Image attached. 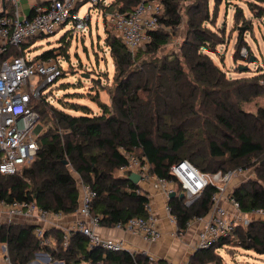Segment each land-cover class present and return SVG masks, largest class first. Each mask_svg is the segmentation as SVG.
I'll return each instance as SVG.
<instances>
[{
	"label": "trees",
	"instance_id": "1",
	"mask_svg": "<svg viewBox=\"0 0 264 264\" xmlns=\"http://www.w3.org/2000/svg\"><path fill=\"white\" fill-rule=\"evenodd\" d=\"M139 1L112 0L107 9L117 6L131 11ZM161 1L164 12L160 21L174 31L180 22L179 0ZM6 8L9 11L7 1ZM186 14L187 35L178 54L156 56L169 40V33L162 28L152 32L151 42L133 55L120 37L107 33L104 40L114 67L113 87L107 91L109 105L95 96L100 105V113H95L87 106L61 100L65 107L81 110L80 114H72L47 101L38 103L41 118L44 115L51 124L39 135V147L30 163L14 175L0 174V198L34 200L48 211L68 214L77 208L80 178L95 192L90 212L98 217L99 225L113 227L130 217L146 216L147 194L118 173L126 163L127 151L146 159L150 173L167 179L171 177L170 164L180 159L206 172L253 167L255 176L237 183L231 196L243 213L264 209V107L255 111L243 107V103L264 95V84L260 82L264 74L226 77L206 53L222 42V30L206 27V21L212 23L208 0H194ZM233 18L250 21L239 7ZM42 36L9 46L4 56L23 55L24 49ZM60 42L58 48L36 56L47 58L58 50L57 54L68 58L64 36ZM214 191L215 187L208 185L189 206L178 195L168 199L179 231H185L191 218L208 212ZM33 228V224L0 223V242L6 243L13 263L27 264L39 251L62 264L147 263L145 255L135 252L89 247L86 237L77 231L63 246V231L54 227L44 234L54 238L55 246L41 245ZM234 233L239 243L218 240L209 248L195 250L188 264H223L217 249L225 244L232 245L230 249L240 246L264 254V220L237 226ZM155 264L166 263L158 259Z\"/></svg>",
	"mask_w": 264,
	"mask_h": 264
},
{
	"label": "built area",
	"instance_id": "2",
	"mask_svg": "<svg viewBox=\"0 0 264 264\" xmlns=\"http://www.w3.org/2000/svg\"><path fill=\"white\" fill-rule=\"evenodd\" d=\"M6 1L10 4L9 11L5 9ZM86 1L104 11V22L113 34L120 37L132 55L151 42L152 32L160 28L169 29V26L160 21L164 12L161 0H140L131 11L120 10L117 6L107 9L110 5L107 0H49L45 5H35L29 15L20 13L17 0H0V11L3 12L0 15V174L19 173L35 157L39 147L38 137L42 130L41 111L36 105L44 101L52 103L51 95L45 88L54 82L63 70V56L57 53L47 58L27 57L25 49L21 56L4 54L9 46H19L29 38L52 34L69 22L73 23L74 28L85 30L89 25L90 15L87 13L80 17L78 11L80 5ZM240 53L245 55V49H241ZM260 82L264 84V76ZM124 154L126 163L119 167V173L125 177L133 172L138 173V182H147L153 189L162 192L167 200L172 191L178 196L183 193V203L189 206L208 185L215 187L208 212L187 222V225L195 221L203 224L197 232L193 252L209 248L218 240L229 239L239 243V237L234 233L237 226H246L252 220H264V209L257 208L243 213L239 202L231 196L235 181L247 173L246 169L206 172L189 160L180 159L170 164L171 177L167 179L150 173L146 159L142 160L127 151ZM77 187L79 196L74 211L77 217L71 228L62 230L63 246L67 244L69 235L77 231L86 237L89 247L111 251L125 250L121 239L98 232V217L90 212V202L95 192L80 178L77 179ZM140 190L144 192L141 187ZM144 209L146 216L130 217L124 222H118L114 227L139 235L145 241L156 242L162 233L156 226L153 205L149 199L144 204ZM165 210L170 221L177 224V216L172 213L168 201ZM63 215L65 214L62 212H52L39 207L34 200L7 201L0 198V223L33 224V233L41 245L55 246L54 238L44 232L47 228L59 227L58 223ZM181 233L177 229L173 235L179 236ZM226 247L227 244L218 249ZM145 256L147 263L134 261L131 264H155L158 261L154 255ZM36 257L44 261L50 259L44 251L36 252ZM0 264H18L11 261L3 241L0 242ZM184 264H188V259Z\"/></svg>",
	"mask_w": 264,
	"mask_h": 264
},
{
	"label": "rangeland",
	"instance_id": "3",
	"mask_svg": "<svg viewBox=\"0 0 264 264\" xmlns=\"http://www.w3.org/2000/svg\"><path fill=\"white\" fill-rule=\"evenodd\" d=\"M193 1L179 0L180 22L174 31L170 27L166 30L169 40L156 53L157 57L171 52L179 53V47L187 35L186 8ZM107 2L110 3L111 0ZM237 7L241 8L244 18L250 20L249 23L241 19L232 20L233 11ZM103 12L86 1L80 5L78 11L80 17L87 13L90 15L89 25L85 30L76 29L73 23L69 22L56 32L37 38L25 49L27 57H37L36 55L43 51L58 48L61 45V37H65L68 43L64 42L65 46L68 45V58L63 56V74L47 85L45 91L51 95L53 106L72 114H80L81 110L65 107L62 101L87 106L95 113H100V105L95 96H98L101 103L110 102L107 91L113 87L114 67L104 38L107 33L113 32L104 22ZM259 12L260 15H257ZM208 14L212 23L206 21V27L217 32L222 30L219 33L222 42L216 44L213 50H206V53L225 72V76L239 78L264 73V3L256 0H208ZM236 44L239 46L238 50ZM241 49H245V55H241ZM55 53H58V50ZM259 106L264 107V95L243 103L244 109L249 111H255ZM40 124L43 133L51 122L43 115ZM246 170L247 173L238 178V183L255 176L253 167ZM231 246L218 249L217 254H221L223 264H264V254H257L240 246L230 249ZM30 261H33L32 264H62L57 259L44 261L36 257V254Z\"/></svg>",
	"mask_w": 264,
	"mask_h": 264
},
{
	"label": "crops",
	"instance_id": "4",
	"mask_svg": "<svg viewBox=\"0 0 264 264\" xmlns=\"http://www.w3.org/2000/svg\"><path fill=\"white\" fill-rule=\"evenodd\" d=\"M17 1L20 13L22 15H29L31 9L35 5H45L49 0ZM238 181L239 179L235 181V184H237ZM137 184L147 194L148 199L153 205L156 226L162 233L160 239L156 242H148L139 235H133L122 228H117L114 226L107 227L99 225L97 227L98 232L102 235L121 239L124 243L126 251H132L140 255L151 254L158 259H162L166 264H184L189 256L193 253L196 235L203 225L202 222H191L187 225L184 232H182L179 236H174L173 232L178 229V226L177 224H174L170 221L169 215L165 210V204L168 201L167 198L162 192L153 189L149 184H147V182L142 181L138 182ZM76 217L77 214L75 212L65 214L59 220V227L54 228H59L61 230L64 228H71Z\"/></svg>",
	"mask_w": 264,
	"mask_h": 264
},
{
	"label": "water",
	"instance_id": "5",
	"mask_svg": "<svg viewBox=\"0 0 264 264\" xmlns=\"http://www.w3.org/2000/svg\"><path fill=\"white\" fill-rule=\"evenodd\" d=\"M127 178H128L129 180H131L132 182L137 183L138 180L140 179V175H139L138 173H136V172H133V173H130V175L127 176ZM174 195H175V192L172 191V192L169 193L168 196H169V198H170V197H172V196H174ZM179 196L182 197V196H183V193H180ZM32 263H33V261H29L27 264H32Z\"/></svg>",
	"mask_w": 264,
	"mask_h": 264
}]
</instances>
